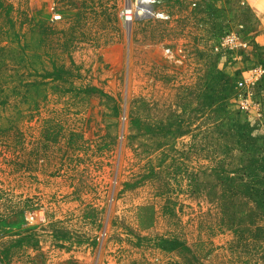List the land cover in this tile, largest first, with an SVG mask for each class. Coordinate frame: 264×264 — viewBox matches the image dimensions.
Masks as SVG:
<instances>
[{"label": "rangeland", "instance_id": "rangeland-1", "mask_svg": "<svg viewBox=\"0 0 264 264\" xmlns=\"http://www.w3.org/2000/svg\"><path fill=\"white\" fill-rule=\"evenodd\" d=\"M126 1L0 0V264H264L256 21L157 0L125 25ZM240 23L250 60L215 53Z\"/></svg>", "mask_w": 264, "mask_h": 264}, {"label": "built area", "instance_id": "built-area-1", "mask_svg": "<svg viewBox=\"0 0 264 264\" xmlns=\"http://www.w3.org/2000/svg\"><path fill=\"white\" fill-rule=\"evenodd\" d=\"M157 0H127L119 11V17L123 24L144 21L157 17ZM60 18V15L55 17ZM253 35L246 29L244 23L238 24L235 28L227 31L219 38L213 47L218 55L228 56L235 59L250 60L252 50ZM166 58L175 63H180V57L171 50H164ZM248 64L241 69V74L237 77V84L240 91L237 95L238 108L241 111H248L253 104L254 86L260 84L264 78V64L258 62H247Z\"/></svg>", "mask_w": 264, "mask_h": 264}, {"label": "crops", "instance_id": "crops-1", "mask_svg": "<svg viewBox=\"0 0 264 264\" xmlns=\"http://www.w3.org/2000/svg\"><path fill=\"white\" fill-rule=\"evenodd\" d=\"M241 4L248 9L251 19L256 21L259 29L256 36L257 47L264 50V0H241Z\"/></svg>", "mask_w": 264, "mask_h": 264}]
</instances>
